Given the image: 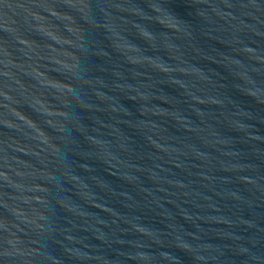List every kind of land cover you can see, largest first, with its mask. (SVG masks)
<instances>
[{
  "label": "water",
  "instance_id": "1",
  "mask_svg": "<svg viewBox=\"0 0 264 264\" xmlns=\"http://www.w3.org/2000/svg\"><path fill=\"white\" fill-rule=\"evenodd\" d=\"M0 77L92 264H264V0H0Z\"/></svg>",
  "mask_w": 264,
  "mask_h": 264
}]
</instances>
